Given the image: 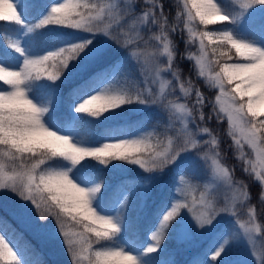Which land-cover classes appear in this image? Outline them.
Masks as SVG:
<instances>
[{"label":"snow or ice","instance_id":"snow-or-ice-1","mask_svg":"<svg viewBox=\"0 0 264 264\" xmlns=\"http://www.w3.org/2000/svg\"><path fill=\"white\" fill-rule=\"evenodd\" d=\"M138 2L0 0V193L30 202L40 220L51 217L49 235L62 238L71 264H155L151 254L164 251L166 239L181 244L205 232L212 239L191 264H235L238 239L253 258L248 264H264L249 186L235 179L219 138L203 124L205 107L209 121L226 119L234 158L260 186L257 202L264 208V0H173V23L161 0H142L137 12ZM181 23L187 36L181 58L216 90L211 100L175 65L171 37ZM112 43L128 55L111 59ZM97 64L104 67L65 95L64 84ZM177 86L185 101L194 97L191 105L175 95ZM124 106H136L127 109L137 114L135 130L97 134L99 118L121 117ZM152 107L164 122L151 125ZM112 161L146 175L110 186L105 169ZM198 162L208 174L204 181ZM170 167L171 193L144 228L155 181ZM222 215L234 218L232 226L213 232ZM7 227L0 220V264H42ZM129 233L132 247L124 239Z\"/></svg>","mask_w":264,"mask_h":264},{"label":"trees","instance_id":"trees-1","mask_svg":"<svg viewBox=\"0 0 264 264\" xmlns=\"http://www.w3.org/2000/svg\"><path fill=\"white\" fill-rule=\"evenodd\" d=\"M26 2H32V0H26ZM43 2V0H42ZM161 2L164 5V12L168 15V19L170 23H173V17L175 15V7H173V0H161ZM142 0L141 2H138L136 11L139 12L142 7ZM4 22H0V24H3ZM14 27V26H13ZM220 25L210 26V28H218ZM180 33H182V30L180 28ZM10 35L13 33L9 32ZM145 35H149V33L144 32ZM186 35L182 33V38L178 39L175 35H172V38H175L176 40V51L177 53L185 52L186 46L183 41V37ZM147 38V37H145ZM143 46V45H142ZM189 50V49H188ZM0 51H3V44L0 43ZM185 54V53H183ZM128 53L124 48H119L117 44L112 43L111 45V59H117L121 56H127ZM176 56V62H177ZM176 64H179V67L182 70V78H187L189 75H191L192 80L195 82L196 87L201 88L202 81L197 80L195 73L192 71L193 68V62L189 61L187 59H182L178 61ZM104 67V64H97L93 68L89 69L88 72H85L83 74L77 75L73 78H71L66 84L63 85V91L65 95L67 92L77 86L81 83L83 79H86L89 75L92 74V72L97 71L99 68ZM167 77L171 79L170 74H166ZM59 83V82H58ZM203 85V84H202ZM176 96H179L181 101H185V98L182 97V95L179 92L178 86L176 87ZM186 102V101H185ZM188 103H190L188 101ZM206 108V107H205ZM207 109V108H206ZM149 113L152 116L151 125H155L156 120H160L161 122L165 121L164 114L159 110V108L152 107L149 109ZM209 110L206 111V116H208ZM73 115H76L73 112ZM105 116L109 115L108 113L104 114ZM136 113H132L128 115L127 117H118L111 119L109 121H104V117H100L99 120L101 121L100 124L96 126L97 134L103 133L106 128L114 129L118 132L127 133L129 131L135 130L136 125L132 124V121L136 119ZM88 120H92L94 118L92 117H85ZM215 120V119H214ZM204 125H206L209 129L214 130L213 124L214 122L209 121L207 122L206 119L203 122ZM160 131H163V127L159 128ZM201 140H205L206 136H201ZM226 136L224 131L219 133V142L221 144V147H223ZM223 148H219V150H222ZM200 151H204L203 148L200 149ZM189 157L195 159V153H189ZM225 164L229 168L234 167V177L235 179L243 180V181H251V177L246 176L242 171V164H240L235 158L234 154L232 152V155L229 158L224 159ZM95 163V162H93ZM113 165L116 167L114 168ZM99 168H104L103 165H97ZM198 167L200 168V176L199 180L204 181L207 178V173L204 171V166L202 164H199ZM123 169H126L127 171H123ZM106 172V179L110 186H115L120 180L124 179L125 177H132V176H139V175H146L142 172L141 169L138 168V166L135 165H129L122 161H112L108 166L107 169H105ZM172 181H173V169L170 167L165 170L162 178H159L155 181V187L153 190V198L150 201V208L146 216L144 217L143 221V227L147 228L151 226L154 222V217L152 214V209L156 208L159 209L163 206L164 200H166L171 193L172 190ZM257 184L253 183L249 186V189H256ZM251 198L254 200L253 203H255L256 212L258 213L257 216L259 219L264 223V208L257 202V196L251 195ZM6 200L3 198L1 200V206H0V220H5L8 223L7 227V234L10 238L19 240V243L21 247H28V255L30 258L36 259L38 261H42V264H56L54 259L51 258V256L39 245V243L35 240L34 237H32L27 231H24L22 227L11 217L9 214V211L5 208ZM3 209V210H2ZM6 209V210H5ZM52 222L54 220L51 218ZM55 223V222H54ZM264 225V224H263ZM232 226V221L225 222L224 228H229ZM125 240L128 241L126 246L132 247L135 244V237L133 234L129 233L126 234L124 237ZM211 238L206 241L203 246L197 251L194 249V252L191 251H185L186 256L183 258V254L179 250H177L174 246V240L172 238L166 239L163 242L164 251L159 253H153L151 254V258L154 260L155 264H171L172 261H175V264H191V261L194 257H196L199 254H202L206 246L208 245ZM196 252V253H195Z\"/></svg>","mask_w":264,"mask_h":264},{"label":"rangeland","instance_id":"rangeland-1","mask_svg":"<svg viewBox=\"0 0 264 264\" xmlns=\"http://www.w3.org/2000/svg\"><path fill=\"white\" fill-rule=\"evenodd\" d=\"M180 28H181V30L183 29L182 23L178 26V28L174 34L178 39L182 38V33H180ZM145 32L148 33L147 31H145ZM144 36L147 37V35H145V34H144ZM172 39L174 40V42L176 44L175 38H172ZM185 39H187V36L183 37V41ZM188 49H189L188 51L190 53H196L197 52L195 45H188ZM183 53H185V52H180L178 54L177 62L181 60V56L183 55ZM177 62L175 59V65L179 66V64H176ZM216 70H218V69H216ZM198 88L203 92L206 100H211L216 95V90H214V89L210 90L208 87L205 86V84L203 82L201 83V88L200 87H198ZM193 99H194V97H188L186 99V102L188 103V101H189L190 103H188V104L191 105ZM181 102H185V101H181ZM124 107H125L126 111H125L124 115L121 117H127L128 115L132 114L133 112L127 111V109L134 108L136 106H124ZM206 108H204L203 111H204V115L206 117L205 118L206 121L209 122V120L207 119V116H206V111L209 110V112H210L211 109H210V107H206ZM117 111H119V110H117ZM214 119L215 118L210 120V121L214 122V124H213L214 130L210 129L211 132L214 133L215 136L219 138V133L224 131L225 136L227 138L223 147H221V144L219 142V148H223L222 150H219V151L222 154V159H223V162L225 163L224 159L226 157L230 159L232 152L234 154V149L230 147V145H232V140L226 134L227 129H228L226 119L223 122H219V123L217 122L216 119L215 120ZM260 119H264V117H260ZM206 139H208V137ZM245 154H247L249 156L251 155V150L248 149L247 146H245ZM246 183L248 184V186H250L254 182L251 179V181H249V182L246 181ZM249 190L251 192L252 197L257 196V194L260 191V186L257 184L256 189H253V190L249 189ZM3 198H5V200H6L5 208L9 211V214L11 215V217L25 231H27L32 237L35 238V240L39 243V245L51 256L52 259H54L56 264H71L68 252L66 251V249L62 243V238L53 239L49 235V233L55 227V223L52 222L51 217H49L47 220H40L39 216L36 213V210L32 207L30 202L23 201V200L19 199L18 196H16L15 194H13L11 192L5 191V192L0 193V204H1V200ZM253 201L254 200L251 198V203L255 205V203H253ZM220 203L221 204L223 203L222 199H221ZM238 215L240 216L241 219H246L245 211L243 209H240L239 206H238ZM233 219L234 218L230 215H222V216L218 217L217 222H216V227L213 230V232L216 230L225 229L223 227V226H225V222L233 221ZM258 222H260L262 224V232H261L260 236L257 238V245H256L257 251L260 250V245L264 244V225H263L264 223H263V219L261 221L258 217ZM212 235H213V233H211V232H205V233L200 234V235H195L189 241H187L185 243H181V244H178L173 239L174 240V246L181 253H184L183 254V258H184L186 256L185 251H191L192 253L194 252V249L197 251V249L201 248L203 246V244L211 238ZM232 259L235 261V264H248V262H250L253 259L249 255L248 250H246L245 243L242 239H238L235 242V248L233 250Z\"/></svg>","mask_w":264,"mask_h":264}]
</instances>
